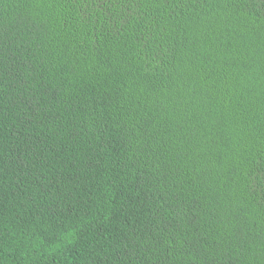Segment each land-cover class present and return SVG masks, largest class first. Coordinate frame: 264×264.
Listing matches in <instances>:
<instances>
[{"label":"trees","instance_id":"16d2710c","mask_svg":"<svg viewBox=\"0 0 264 264\" xmlns=\"http://www.w3.org/2000/svg\"><path fill=\"white\" fill-rule=\"evenodd\" d=\"M0 264H264V0H0Z\"/></svg>","mask_w":264,"mask_h":264}]
</instances>
